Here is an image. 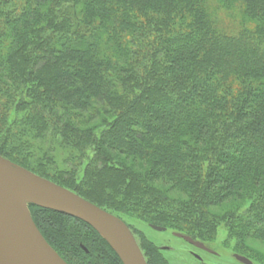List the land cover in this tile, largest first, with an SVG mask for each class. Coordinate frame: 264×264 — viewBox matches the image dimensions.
I'll return each mask as SVG.
<instances>
[{"label":"trees","instance_id":"obj_1","mask_svg":"<svg viewBox=\"0 0 264 264\" xmlns=\"http://www.w3.org/2000/svg\"><path fill=\"white\" fill-rule=\"evenodd\" d=\"M0 157L202 243L236 199L227 237L264 242V0H0ZM28 210L65 264H122L85 222Z\"/></svg>","mask_w":264,"mask_h":264},{"label":"water","instance_id":"obj_2","mask_svg":"<svg viewBox=\"0 0 264 264\" xmlns=\"http://www.w3.org/2000/svg\"><path fill=\"white\" fill-rule=\"evenodd\" d=\"M9 168L11 170L15 169L14 166L0 159V264H24L22 260H24L23 255L25 253L33 255L32 259L29 260L31 264H65L41 237L29 213V232L27 234L5 212L1 198V191L4 189H12L29 196L33 200L30 203L40 208L68 215L85 222L108 243L122 264H146L134 240L118 224L117 220L107 212L28 171L16 169L23 174L25 180ZM31 182L39 185L42 189H50L47 191H51V194L37 191ZM149 228L156 232L166 231L165 228L154 225H150ZM105 235L116 243L122 256L115 250ZM172 235L197 249L214 254L202 243L194 241L190 237L179 233H172ZM233 258L241 264H252L243 256L233 255Z\"/></svg>","mask_w":264,"mask_h":264},{"label":"rangeland","instance_id":"obj_3","mask_svg":"<svg viewBox=\"0 0 264 264\" xmlns=\"http://www.w3.org/2000/svg\"><path fill=\"white\" fill-rule=\"evenodd\" d=\"M217 18L221 29H224L227 32L234 33L244 25L240 15L235 11L230 14L219 11ZM245 24L247 25V23ZM50 148V151L53 152L52 148H56V145H51ZM0 159L9 163L11 166H14L15 169L24 170L21 167L11 163L7 159L1 157ZM56 160L58 161L59 159ZM29 205L33 204L28 202L24 206L27 213H29ZM241 207H243L241 201L233 199L224 202L220 206L207 209L209 218L215 219L219 223L217 232L210 236V238H207V241L204 242L211 251L215 252V256L198 251L189 246V244L183 240L173 237L171 235L173 231L171 230H168L164 233H158L151 230L146 223H142L134 219H128L124 215L117 216L108 212L107 213L116 219L118 224L126 231L128 235L131 236V238L136 243L142 257L143 253L139 247L140 238L139 235L135 234L133 230L140 232L147 240L152 242L159 249L163 259L167 264H239V262H236V260L234 261L232 257L234 254L248 258L253 264H264V242L249 239L242 240V243H240L239 240L233 237H227L222 220L227 219L228 216H230V213L239 210V208L241 209ZM67 225L70 230L76 232V229L73 225L70 223H67ZM59 228L60 227L55 228L56 232H59Z\"/></svg>","mask_w":264,"mask_h":264},{"label":"bare ground","instance_id":"obj_4","mask_svg":"<svg viewBox=\"0 0 264 264\" xmlns=\"http://www.w3.org/2000/svg\"><path fill=\"white\" fill-rule=\"evenodd\" d=\"M11 171L13 173L17 174L19 177L24 178L23 174L20 171H18L16 169H13ZM24 179L26 180V178H24ZM31 183H33V182H31ZM33 187L39 192L48 193L49 195L51 194V191H47L50 189H45V188L42 189V187H40L39 185L34 184V183H33ZM1 198H2V202L4 205L5 212L14 220V222L19 227L21 226L23 228V230L25 232H27V234H28V232H29V230H28L29 218H28V213L25 210L24 206L26 203L31 202L33 200L29 196H27L21 192L13 191L12 189H4L3 191H1ZM108 240L111 243V245L115 248V250L117 252H119V254L122 256L121 250L116 245V243L113 240H111L110 238H108ZM32 256L33 255L32 254L30 255V253L29 254L25 253V255H23V259H24V260H22L23 263L24 264H31L29 260L32 259Z\"/></svg>","mask_w":264,"mask_h":264},{"label":"flooded vegetation","instance_id":"obj_5","mask_svg":"<svg viewBox=\"0 0 264 264\" xmlns=\"http://www.w3.org/2000/svg\"><path fill=\"white\" fill-rule=\"evenodd\" d=\"M162 233H164V232H162ZM171 235H172V233H171ZM173 236V235H172ZM174 237V236H173ZM179 239V238H178ZM181 240V239H180ZM200 243H202V242H200ZM203 245H204V247H206L207 249H209L204 243H202ZM189 246H191V245H189ZM191 247H193V246H191ZM194 249H196V250H198V251H201V252H204V253H206V254H209V255H216L215 254V252H214V254H210V253H208V252H205V251H203V250H200V249H197V248H195V247H193ZM210 250V249H209ZM211 251V250H210ZM213 252V251H212ZM233 257V256H232ZM234 259V258H233ZM234 261H235V259H234ZM237 262V261H236ZM240 264V263H239Z\"/></svg>","mask_w":264,"mask_h":264}]
</instances>
